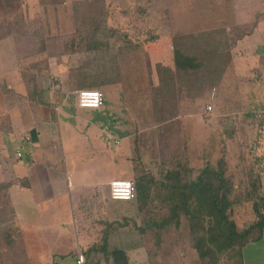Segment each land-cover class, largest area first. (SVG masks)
Instances as JSON below:
<instances>
[{
    "label": "rangeland",
    "instance_id": "374dc122",
    "mask_svg": "<svg viewBox=\"0 0 264 264\" xmlns=\"http://www.w3.org/2000/svg\"><path fill=\"white\" fill-rule=\"evenodd\" d=\"M263 8L264 0H22L21 3L14 4L0 1V34L3 31L4 34L9 32L24 35L26 38L44 39L48 50H51L50 53L65 55L68 54L66 50L71 40L77 36V23L88 29L94 19L92 17L105 10L109 15L110 27L119 29L130 38L133 45L129 49L134 45L144 48V44L162 37L170 38L171 41L166 39L164 42L147 44L145 49L139 48L135 55L133 51L120 57L116 68L121 82L117 86L102 89L107 91L105 93L108 104L107 114L101 119V123L105 128L113 130L114 137L122 143L116 144L115 140L108 139L104 134L105 140L103 139L101 146L112 150L126 149L127 135L121 131L125 120L129 132H132L133 128L143 129L147 131L146 136L151 138L145 139L144 136L141 144L139 140L136 144L131 140V146L149 150L152 157L148 162L155 166L158 181H161L166 171L179 160L185 161L182 168L192 171L184 175L189 181L206 166L218 169L221 166L219 162L223 160L225 176L229 183L233 184L231 197L241 204L235 215L236 221L243 227L255 220L252 214L246 213L253 204L252 201H246V197L252 190L254 181L260 193L264 195V106L261 105L264 104L261 101L264 94V55L262 62L256 61L254 57H257V42L250 40L247 47H243L242 43L237 47L236 40L249 33L253 25H256L255 22L260 19ZM236 23L240 26L234 27ZM188 34L200 36L198 45L202 49L216 50L214 57H201L205 59L202 61L201 74L198 77H191L192 72L181 74L174 65L173 37L175 36L176 40L177 36ZM186 42L185 39H180V44H187ZM25 43L27 42L23 44ZM158 44L161 45L159 49ZM262 46L264 48V44ZM181 49L187 53L192 52V49L187 50L186 45L184 48L181 46ZM114 52L115 49L112 48L110 53ZM145 53L148 63H145ZM86 60V56H83L82 63ZM235 70H238V76ZM156 74L166 77L164 87L153 84V76ZM171 76L173 79L169 78ZM174 95L178 100L184 95L186 101L182 106L179 103L175 107L167 106L176 101ZM71 98L77 99L78 95L73 94ZM30 106L34 107L35 113L40 112L37 110L38 105L31 103ZM208 106L212 107L211 111ZM71 107L66 105L64 109L71 112ZM86 110L90 113L97 112V109ZM183 111L185 117L171 119ZM190 114L194 119L187 117ZM59 116V119L65 118L66 114L59 113ZM154 116L156 126L152 123ZM73 122V126L78 124L82 129L87 128L82 121L74 119ZM61 131L62 127L60 133L53 131L49 135L50 139H47L45 144L47 151L58 150L60 134L63 140L70 142V132L66 128L63 129V134ZM87 134L92 136L91 128ZM77 135V132H73V142H76L79 158L86 161L80 153L85 152L87 147L96 151L97 143L74 138ZM15 145L16 142L10 135L0 138V161L14 156ZM30 160L29 154H25L23 161L29 163ZM148 162H144V165ZM117 167L120 165L114 167L117 173L123 171V167L120 171L116 170ZM130 167L131 165H127L124 169L130 170L115 177L135 181V177L141 174H134L135 168L138 167ZM81 177L86 178V172H83ZM2 180L0 175V181ZM100 180L102 183L97 185L98 189L107 191L109 186H102L105 183L104 178ZM149 198L145 213L139 218L142 224L151 217L158 220L168 214L164 192L157 182L152 185ZM116 204L131 207L132 200L130 203L119 201ZM102 207L114 211L113 203L107 204L105 200ZM2 208L5 209L4 204ZM89 213L88 216L92 214L90 209ZM97 215L101 217L100 214ZM181 220L182 228L175 233L177 237H164L162 234L163 238L158 241L153 235L154 232L148 230L153 233L148 236L149 243L160 249L166 247V253L172 258L170 264L194 261L188 259L187 255L186 259H183L184 250H189V244L193 247L194 243L188 232L190 230L187 216H182ZM89 223L92 225V222ZM82 225L84 223L78 220L80 239L84 234ZM5 226H0V244L6 239ZM1 246L0 264H5L3 255L6 252H2ZM239 259L240 255L237 256L233 251H224L218 253L216 264H235ZM154 261H161V258L156 257Z\"/></svg>",
    "mask_w": 264,
    "mask_h": 264
},
{
    "label": "crops",
    "instance_id": "0c3cea01",
    "mask_svg": "<svg viewBox=\"0 0 264 264\" xmlns=\"http://www.w3.org/2000/svg\"><path fill=\"white\" fill-rule=\"evenodd\" d=\"M260 13V19L255 22L256 25H253L249 33L237 38L236 46L242 43L243 47H247L250 40L257 42L255 49L257 57L254 59L262 62L264 8ZM238 26L240 25L236 23L234 27ZM2 32L0 138L3 135H10L16 142L14 156L0 161V175L3 178L0 185L6 186L10 212L6 216L5 224L3 223V226L6 225L4 229L6 239L0 244L2 252H6L3 255L5 264H74L79 249H83L87 256L86 264H170L172 258L166 253V247L160 249L151 245L148 236L153 234L152 231L139 228L141 225L139 218L145 213V206L149 203L140 201L137 197L132 200L131 207H121L116 204L118 200L110 198L109 189L104 191L97 186L102 183L100 178H104L105 183L102 186L107 184L110 187V182L118 179L115 176L130 170H125L127 165L138 167L135 168L134 174L140 173V176L145 174L147 179L155 177L157 180L155 166L148 162L152 157L149 150L131 146V140L135 144L139 140L141 144L144 136L145 139L151 140L146 136L147 131L133 128L132 132H129L126 128L128 123L124 120L121 131L127 135L125 137L127 150H112L101 146L103 139L105 140L104 134L108 139L115 140L116 144L122 143L114 137L113 130L105 128L101 123V119L107 114L108 104L105 93L107 91L102 89L117 86L121 82V79H118L119 71L117 70L111 78L114 82L110 81L99 88L106 100L97 112L90 113L86 108L79 106L78 98H71L84 88L83 84L87 83L85 76L90 71L92 73L95 68V61L89 54H80L76 51V54L73 52L57 55L50 53L51 50H48L44 39ZM166 39L170 38H159L144 44V48L140 49H145L147 44L164 42ZM24 42L27 43L23 44ZM160 46L158 44L157 49ZM111 49L101 52L110 53ZM83 56L87 58L85 63H82ZM173 60L176 68L174 57ZM145 63H148L146 53ZM235 71L238 76V70ZM153 78L155 81L153 84L158 86H163L166 79L160 74ZM169 78L173 79V76ZM183 96L181 95L179 100L175 96L176 101L167 106L175 107L177 103L182 106L186 101ZM261 101L264 103V94ZM31 103L38 105L37 110L41 113H35L34 107L30 106ZM66 105L72 106L71 112H66L64 109ZM147 105L149 108V103ZM59 113L66 114L67 118L59 119ZM183 114L184 111L171 119L185 117ZM187 117L194 119L191 114ZM74 119L82 121L87 128L82 129L78 124L73 126ZM152 123L156 126L155 116ZM60 127L62 134L64 128L70 132V142L63 140L60 134L58 150L47 151L45 144L47 139H50L49 135L53 131L60 133ZM90 128L92 136L87 134ZM73 132L78 133L74 138L97 143L96 151L87 147L85 152L80 153L86 161L79 158L76 142L72 139ZM18 151H21V157L18 156ZM25 154L27 156L29 154L31 158L29 163L23 161ZM144 162L148 163L144 165ZM117 165L120 167L116 170L120 171L123 167L122 172L115 171L114 167ZM83 172H86V178L81 177ZM112 172L116 174H111ZM103 200L107 204L113 203L114 211L103 208ZM89 209L92 213L90 216ZM78 220L84 223L81 226L84 233L81 239ZM89 221L92 225H89ZM175 233L177 231H169L163 235L177 237ZM189 245V250L182 253L183 259H186L187 255L188 259L194 261L184 264H203L196 249ZM156 257H160L161 261H154ZM240 264H264V233L260 241L250 242L243 247Z\"/></svg>",
    "mask_w": 264,
    "mask_h": 264
},
{
    "label": "trees",
    "instance_id": "16d2710c",
    "mask_svg": "<svg viewBox=\"0 0 264 264\" xmlns=\"http://www.w3.org/2000/svg\"><path fill=\"white\" fill-rule=\"evenodd\" d=\"M0 1L9 4L22 2V0ZM108 16V12L103 10L100 15L92 17L94 19L88 29L77 23V36L73 37L66 50L67 53L76 51L87 53L93 60L98 59L94 62L95 68L92 73L90 71L85 76L87 83L83 84V89H99L110 81L114 82L111 78L117 72L116 67L120 57L127 52L137 51L141 46L134 45L129 49L133 45L130 38L119 29L110 27ZM199 37L196 34L180 35L176 40L175 36L173 37V52L179 73L192 72L191 77H198L201 74L203 59L216 55V50L208 51L199 47ZM180 39H185L188 43L181 45ZM185 45L187 50L192 49V52L187 53L182 50L181 46L184 48ZM110 48H114L115 52L106 54L101 52ZM195 51H199L200 54ZM221 162L218 169L206 166L190 181L186 180L184 175L192 171L182 168L185 161L181 160L172 164L161 181H156L155 177L147 179L145 174L137 177L134 181L137 189L135 199L139 197L140 201L149 203L152 185L157 182L164 192L168 208L165 217L158 220L151 217L145 221V224L141 222L139 228L144 231L152 230L154 237L160 241L164 232L179 231L182 228V216L186 215L190 230L188 232L194 243L193 248L196 249L203 264H216L218 253L224 251H233L237 256L240 255V259L235 263L240 264L243 247L250 242L260 241L263 237L264 195L260 193L254 181L255 184L246 197V201H252L253 204L246 213L252 214L255 220L241 227L235 217L241 204L231 197L233 184L227 180L225 163L223 160ZM7 202L6 186L0 185V226L6 222V216L10 214ZM2 204L5 209L2 208Z\"/></svg>",
    "mask_w": 264,
    "mask_h": 264
},
{
    "label": "built area",
    "instance_id": "2783aa9c",
    "mask_svg": "<svg viewBox=\"0 0 264 264\" xmlns=\"http://www.w3.org/2000/svg\"><path fill=\"white\" fill-rule=\"evenodd\" d=\"M79 106L86 109H98L104 104V94L99 89H81L78 91ZM212 107L208 106V110ZM21 157V151H18ZM110 198L118 201H131L137 196L136 185L131 179H115L110 182ZM87 256L83 249H79L74 264H86Z\"/></svg>",
    "mask_w": 264,
    "mask_h": 264
}]
</instances>
